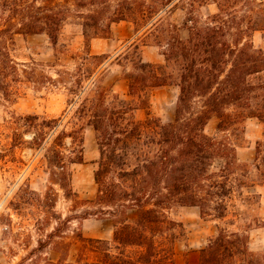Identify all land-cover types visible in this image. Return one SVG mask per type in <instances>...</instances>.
<instances>
[{
    "label": "trees",
    "instance_id": "obj_1",
    "mask_svg": "<svg viewBox=\"0 0 264 264\" xmlns=\"http://www.w3.org/2000/svg\"><path fill=\"white\" fill-rule=\"evenodd\" d=\"M156 1L2 0L1 14L7 16L5 24L0 25V38L45 34L56 47L63 25L73 16L82 20L87 40L91 30L110 37L111 25L122 21L132 22L137 36L144 30L146 38L158 30L161 14L173 0ZM229 1L224 0L219 12L203 24L191 17L185 18L183 26L169 24L165 44L158 40L164 63L144 62L136 55L132 60L135 72L127 73L125 78L129 95L139 97L138 107L115 96L111 89H102L90 105L83 101L78 108L80 113L89 112V125L96 131L100 150L95 172L98 193L93 202L104 205L88 215H105L112 219L114 227L116 250L105 240V264L171 261L174 244L180 240L175 230L182 227L168 216L174 205L198 207L202 217L221 219L235 194L243 203L253 199L244 192L252 184L248 183V170L239 161L235 144L205 131L214 116L219 119V131L229 130L246 118L264 123V48L255 47L251 40L252 32L264 30V8L252 10L247 20H226L223 14H227ZM181 28L189 32L186 39L180 35ZM155 37L160 39L159 35ZM136 39L131 44L134 53L140 50ZM97 57L87 52L77 65V74L64 72L77 85L70 91L80 88V92L85 82L95 79L98 72L89 64ZM19 65L10 49L0 45V96L7 102H13V84L21 81ZM41 65L34 62L30 66L31 79L42 77L38 72ZM172 85L179 90L173 121L163 123L150 113L145 120L131 116L136 108L149 109V99L143 92ZM12 119L16 129L11 148L23 142L24 134L32 135V144L44 146L60 121L36 113H12ZM66 137L72 139L69 146ZM81 142L76 130H63L47 149L48 162L63 188L70 179V166L84 163ZM66 147L70 148L68 152ZM219 162L222 164L217 166ZM255 167L260 172L258 179L264 181V152L260 145ZM130 211L136 212L133 221L128 217ZM246 254V237L220 228L200 249L199 264H263L253 256L237 261Z\"/></svg>",
    "mask_w": 264,
    "mask_h": 264
},
{
    "label": "rangeland",
    "instance_id": "obj_2",
    "mask_svg": "<svg viewBox=\"0 0 264 264\" xmlns=\"http://www.w3.org/2000/svg\"><path fill=\"white\" fill-rule=\"evenodd\" d=\"M203 1L173 0L161 14L158 30L146 38L144 30L137 36L133 23L122 21L111 25L110 37L91 30L87 40L82 20L74 16L63 25L56 47L45 34H14L13 39L8 35L0 38V45H6L20 64L21 75V81L13 84V102L0 96V264H105V235L112 229L114 232V227L112 219L105 215H88L104 205L93 202L98 193L95 172L99 168L100 150L96 131L89 125V112L80 113L78 108L83 101L90 105L96 92L102 89H111L112 94L138 107L139 97L129 95L125 78L127 73L135 72L132 60L139 54L144 62L164 63L163 47L158 40L165 44L169 24L183 26L186 17L203 24L218 13L220 4L224 3V0ZM229 2L227 14H223L226 20H247L253 11L264 8V0ZM2 8L0 0V25L5 24L7 16V13L1 14ZM188 34L187 29L181 28L182 38L186 39ZM138 37L140 39H136ZM135 39L140 44L138 53H134L131 45ZM141 40L147 44L142 45ZM251 40L255 47L264 48V30L252 32ZM87 52L98 56L89 64L98 74L91 82H85L82 91L78 92L80 88L77 92L70 91L77 89V85L64 72L77 74V65ZM34 62L42 64L38 69L42 77L38 80L31 79L29 73ZM48 76L52 81L45 79ZM261 76L264 77V72ZM121 80H124L123 85L118 83ZM115 83L119 84L116 89L113 88ZM178 94L174 85L149 89L143 92L149 99V109L136 108L131 116L145 120L150 113L163 123L171 122L175 118ZM12 113L58 118V129L42 147L31 143L32 135L24 134L23 142L11 148L16 129ZM218 122L217 117H212L205 131L235 144L237 157L248 170V183L252 184L244 192L251 194L253 199L243 203L235 194L226 216L221 219L202 217L198 207L172 206L168 210L169 218L182 224L175 230L180 238L176 242L180 246L188 245L191 238L192 247L199 251L220 228L238 231L246 237L247 254L240 255L237 261L253 256L264 264V181L258 179L260 172L255 167L259 145L264 152V123L246 118L229 130L219 131ZM63 130L78 132L84 153V163L70 166V179L65 188L47 159V149ZM65 142L69 146L72 139L66 137ZM68 149L65 148L66 152ZM128 217L133 221L136 212L130 211ZM108 242L112 250H116L115 244ZM130 252L135 251L131 249Z\"/></svg>",
    "mask_w": 264,
    "mask_h": 264
},
{
    "label": "crops",
    "instance_id": "obj_3",
    "mask_svg": "<svg viewBox=\"0 0 264 264\" xmlns=\"http://www.w3.org/2000/svg\"><path fill=\"white\" fill-rule=\"evenodd\" d=\"M118 83L119 84L121 83V85H123L124 80H121ZM118 83H115L113 85V88L116 89L119 85ZM113 235H114V232L112 229L106 233L105 240L111 241L114 243ZM174 251L175 252L173 255V259L171 261L161 262L159 264H199L200 250L197 251L196 248L192 247V239L191 238L188 239V245L184 244L183 246H180V244H178V242H175Z\"/></svg>",
    "mask_w": 264,
    "mask_h": 264
}]
</instances>
